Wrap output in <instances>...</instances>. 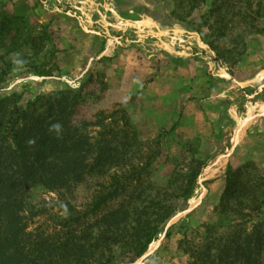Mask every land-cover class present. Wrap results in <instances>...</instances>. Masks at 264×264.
I'll return each mask as SVG.
<instances>
[{"label": "rangeland", "instance_id": "1", "mask_svg": "<svg viewBox=\"0 0 264 264\" xmlns=\"http://www.w3.org/2000/svg\"><path fill=\"white\" fill-rule=\"evenodd\" d=\"M66 1L57 5L48 0H0V35H4L0 71L6 74L0 83V100L17 97L15 105L23 110L38 97L79 92L73 122L88 123L85 133L93 142L112 141L109 149L113 164L106 165L100 174V168L88 161L80 182L62 191L39 187L24 190L18 199L22 203L24 239L29 240L31 248L47 240L46 259L49 264H58V255L64 250L56 247L65 239L85 236L81 243L94 247L102 228L101 217L123 205L128 227H132L138 216L145 215L141 212L147 211L148 203L155 201L177 205L176 211L147 252L130 264H189L190 254L184 253V244L180 243L189 241L195 248L202 243L206 226L218 227L233 219L232 212L218 215L227 172L247 170L243 174L247 181H254L257 174L264 178V118L256 116L237 133L235 122L226 112L230 108L229 115L233 111L243 118L248 103H264V0H141L135 7L133 0H116L112 12L120 21L110 19L116 28L109 29L111 38L102 36V41L85 32L105 33L109 23L103 22L104 12L92 15V9L86 7L89 21L78 25L75 5ZM131 16L147 22L148 35L156 28L164 32L168 36L166 47L171 42L185 48L210 49L225 59L229 80L219 77L213 89L216 94L226 91L221 96L223 102L206 104L201 110L205 115L202 126L195 123L193 111L188 109L186 115L192 116L182 124V130L175 132L174 127L160 132V103L153 109L144 106L140 110L135 109V102L128 108L108 99L104 80L109 67L102 64L109 63L114 53L116 44L112 40L121 33V19ZM98 20L100 25L95 27L92 23ZM84 27L86 31L81 29ZM184 83L178 87H188ZM221 83L224 85L219 86ZM154 115L158 116L151 117ZM124 116L129 126H125ZM252 165L255 168H248ZM197 174L193 194L182 207L177 196ZM114 176L117 182L110 179ZM261 180L259 183H264ZM111 185L117 187V196L94 214L97 201L108 195L103 189ZM235 202L231 201L233 209ZM243 202L242 214L252 216L251 221L244 220L249 221L247 230L251 231L253 225L264 222V205L261 213L255 214L253 202ZM120 243L118 240L110 245L115 255ZM91 252L95 254V248ZM38 257L40 254L34 253L28 258L35 261Z\"/></svg>", "mask_w": 264, "mask_h": 264}, {"label": "trees", "instance_id": "2", "mask_svg": "<svg viewBox=\"0 0 264 264\" xmlns=\"http://www.w3.org/2000/svg\"><path fill=\"white\" fill-rule=\"evenodd\" d=\"M3 38L4 35H0V43ZM189 52L207 62L218 64L230 75L227 63L220 53L196 47L190 48ZM5 76L6 74L0 71V83ZM79 94L64 91L48 97H38L23 110L15 105L17 97L0 100V264H49L46 259V253L49 251L47 240L31 248L29 240L24 239V226L20 217L22 203L18 200L24 190L39 187L46 191H62L71 183L80 182L89 167L88 161L92 162L94 168H100V174L106 165L111 167L113 164L109 149L112 141L93 142L85 133V128L90 125L73 122ZM123 113L125 115L124 111ZM124 118L125 126H129L127 118ZM248 168L255 167L252 165ZM246 171L229 170L226 174L227 184L218 215L222 217L232 212L233 219L218 227L206 226L202 243L195 248L189 241L180 243L184 244V253L190 254L189 264H264V222L253 225L252 230L248 231L247 223L251 221L252 216L243 215L240 208L244 203L243 199H248L253 202L255 214L261 213L264 205V183L259 181H264V178L257 174L254 176L255 182L247 181L243 175ZM198 175L189 180L188 186L177 196L182 207H186L193 194ZM110 179L118 181L116 176ZM103 190L108 195H102L97 201L92 211L94 214L118 193L117 187L113 185ZM257 192H260L259 196ZM231 201H236L237 208L231 207ZM148 204L150 206L147 211L141 212L145 215L139 217L135 214L138 217L134 220L136 225H131L132 227H128V213L123 205L101 217L99 223L102 228L95 238L94 247H90L87 242L81 243L85 236L79 239L76 236L65 239L56 247L64 250L58 255V264H91V261L96 264H118L127 261V264H130L138 260L147 252L177 207L160 205L155 201ZM239 219L241 222L237 223ZM245 219L249 221H244ZM121 224L125 227L122 228ZM126 236L127 241H124ZM118 240L121 243L119 253L115 255L116 252L110 245H115ZM109 241L111 242L108 243ZM92 248H95V254H92ZM34 253L40 254V258L35 261L28 258ZM93 256L97 260H94Z\"/></svg>", "mask_w": 264, "mask_h": 264}, {"label": "crops", "instance_id": "3", "mask_svg": "<svg viewBox=\"0 0 264 264\" xmlns=\"http://www.w3.org/2000/svg\"><path fill=\"white\" fill-rule=\"evenodd\" d=\"M133 2H136L133 3L136 4L134 7L141 5V0H133ZM48 3L62 5L63 0H48ZM117 3L116 0L66 1L68 5H75L77 14L75 21L78 25L89 21L88 18L90 17H88V14L100 15L99 12H104L103 22L109 24L105 27L103 35L96 34L91 30L88 32L85 27L81 28L86 31L85 33L89 37L100 40L102 36L111 38L110 34L112 31L109 29L116 28L110 19L120 21L118 15L112 12ZM86 7L92 9L90 13L85 11ZM127 14L131 13L128 12ZM142 20V18L135 20L132 16L125 19L122 18L119 28L121 31L120 35L112 40L114 43L110 40V43L119 47L114 45L115 50L113 48L114 53L109 57L110 62L102 64V66L109 67V73L104 80L108 99L114 104H127L128 108L131 106L129 103L135 102L138 104L140 102V105H135V109L139 108L140 110L144 106L153 109L156 107L157 102L160 103V132L171 130L174 127H176L175 132H179L178 128L182 130V124L192 115L195 123L202 126L205 115L201 110L210 102L222 101L221 96L226 93L225 90L222 94L214 93L213 89L214 85H216L214 81L219 79V77L220 79L222 78V81L229 80L230 75L225 70H222L218 64L207 62L204 58L191 55L189 52L190 48L176 46V43L173 44L171 42L166 47L165 42L168 41V36L158 30V28H156L154 34L148 35L150 31L147 30V22L144 23ZM94 22L92 24L95 27L100 25V20ZM83 31L82 35H84ZM92 45H95L94 40ZM181 81L185 82L184 84H187L188 87L184 89L180 88V86L178 87V85H181ZM221 85L224 84L221 83L219 86ZM248 105L254 109L250 113L245 109L242 121L233 111L229 115L230 108H227L226 111L227 116L235 122L236 130L239 133L256 116L264 118V114H261L264 110V103L257 101L248 103ZM188 109L193 111L192 115H186ZM155 116L157 117L158 115L151 117L155 118ZM187 131L186 129L185 132ZM190 132L191 130L189 134ZM190 138L191 136L189 135L187 139ZM262 169H264V166H262Z\"/></svg>", "mask_w": 264, "mask_h": 264}, {"label": "bare ground", "instance_id": "4", "mask_svg": "<svg viewBox=\"0 0 264 264\" xmlns=\"http://www.w3.org/2000/svg\"><path fill=\"white\" fill-rule=\"evenodd\" d=\"M253 109H254V108L251 107V106H249V105L246 106V110H247L249 113L252 112ZM261 114H264V110L261 112ZM237 117L240 119V121H242L243 118H240V116H238V115H237ZM237 133H239V131H238ZM237 135H238V134H237ZM237 135H236V138H237ZM218 163H219V162H218ZM211 169H212V168H211ZM209 170H210V169H209ZM192 205H194V204H192Z\"/></svg>", "mask_w": 264, "mask_h": 264}]
</instances>
